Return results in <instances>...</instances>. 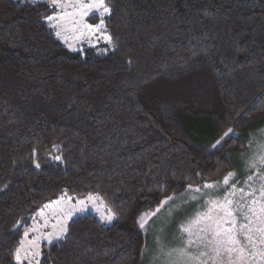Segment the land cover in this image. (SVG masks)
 Segmentation results:
<instances>
[{"label":"trees","instance_id":"16d2710c","mask_svg":"<svg viewBox=\"0 0 264 264\" xmlns=\"http://www.w3.org/2000/svg\"><path fill=\"white\" fill-rule=\"evenodd\" d=\"M104 3L109 42L72 52L49 3L0 0V264L63 194L114 220L71 218L38 264H140L141 216L221 182L264 129V0Z\"/></svg>","mask_w":264,"mask_h":264},{"label":"rangeland","instance_id":"374dc122","mask_svg":"<svg viewBox=\"0 0 264 264\" xmlns=\"http://www.w3.org/2000/svg\"><path fill=\"white\" fill-rule=\"evenodd\" d=\"M34 1L49 3L53 11L49 20L55 30L56 38L69 51L74 52L81 50L83 46L96 47L109 42L104 23L99 32H93L86 27V25L100 24L101 18L104 21V17L109 13H103L101 17L102 9L87 7V5L95 4L96 0H56L55 4L53 0ZM254 135L247 143L244 152L235 155L234 161L231 157L233 169L229 173L233 174L231 180L235 181L236 189L246 188L247 184L258 189L264 183V179H262L264 177V165L259 162V157L264 154L262 151L264 129L262 131L255 130ZM253 163L256 164V167L250 168ZM249 175L254 177L253 181L248 180ZM223 180L216 183H204L218 185L219 189L216 191L204 189V184L197 186L202 189L201 193L190 192L188 187L183 193L168 197L171 199H165L168 202L163 207H161V202L155 210L141 216L139 228L144 235V247L140 264H168L169 260L178 258L176 252H172L171 256H167L166 253L182 246L180 229L196 213L205 210L202 205L210 199L222 200L223 189L226 187ZM204 193H208V195H204ZM192 197H196V199H192ZM158 208L160 210L157 212ZM86 213L93 214L105 225L114 220L111 211L96 194L88 195L82 199L63 194L44 203L34 214L29 229L21 237L17 247V249H22L19 261L16 258L17 249L15 252L17 264H38L41 246L62 238L68 221L75 216ZM109 216H111V220L108 219ZM141 223H144L143 228L140 227ZM192 254H196L195 249L192 250ZM249 264H264V258L257 256L253 259L249 257Z\"/></svg>","mask_w":264,"mask_h":264},{"label":"snow or ice","instance_id":"6c2138e0","mask_svg":"<svg viewBox=\"0 0 264 264\" xmlns=\"http://www.w3.org/2000/svg\"><path fill=\"white\" fill-rule=\"evenodd\" d=\"M53 3L55 4L56 0H53ZM87 7L102 9L101 17L103 13L109 12L104 0H96L95 4ZM103 23L101 18L100 24L86 27L93 32H99ZM56 159L59 160V157ZM259 162L264 165V154L259 157ZM255 167V163L250 165V168ZM232 176L233 174L229 173L223 180L226 187L223 189L222 200L210 199L202 205L204 211L196 213L181 227L182 246L166 253L171 256L172 252H176L178 258L169 260L168 264H249V257L264 258V183L258 189L253 188L251 184H247V190L244 187L236 189L235 181L231 180ZM253 179L254 177L249 175L248 180ZM203 188L216 191L219 186L204 184ZM189 191L201 193L202 189L189 187ZM167 202L168 200L162 201L161 207ZM159 210L158 208L156 211ZM108 219L111 220V216ZM140 227L143 228L144 223H141ZM193 249L196 250L195 255L192 254ZM21 251L22 249H17L16 252L18 261Z\"/></svg>","mask_w":264,"mask_h":264}]
</instances>
